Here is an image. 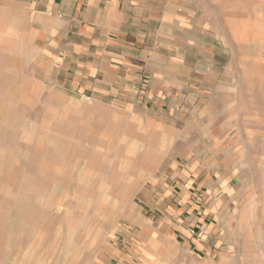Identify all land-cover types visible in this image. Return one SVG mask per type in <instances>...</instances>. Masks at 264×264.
<instances>
[{"label": "rangeland", "instance_id": "374dc122", "mask_svg": "<svg viewBox=\"0 0 264 264\" xmlns=\"http://www.w3.org/2000/svg\"><path fill=\"white\" fill-rule=\"evenodd\" d=\"M171 2L179 27L172 16L155 52L170 72L155 76L147 112L133 95L105 106L28 67L25 44L8 42L24 21L0 3V264H146L145 235L127 260L117 251L160 219L149 202L174 168L229 180L234 236L243 254L258 247L264 0ZM173 253L155 264H177Z\"/></svg>", "mask_w": 264, "mask_h": 264}, {"label": "crops", "instance_id": "0c3cea01", "mask_svg": "<svg viewBox=\"0 0 264 264\" xmlns=\"http://www.w3.org/2000/svg\"><path fill=\"white\" fill-rule=\"evenodd\" d=\"M0 3L9 20L17 14L24 21V26L10 31L8 42L25 44L28 67L55 76L56 83L81 98L107 106L105 100L119 91L138 98L147 112L148 101L157 94L152 88L155 76L170 72L155 52L164 50L172 16L174 28L179 27V17L170 11L171 0ZM124 98L111 100L114 106L125 108ZM156 186L159 201L149 202L148 210L160 212V219L147 221L136 234H124L130 240L126 242L129 246L117 251L122 260H127L133 242L145 235L147 242L140 243H145L146 251L140 259L146 264H155L156 255L165 253L167 247L174 251L172 259L177 264H264V215L259 239L254 242L258 247L243 254L241 240L234 236V216L228 217L229 204L235 199L229 180L174 168Z\"/></svg>", "mask_w": 264, "mask_h": 264}]
</instances>
